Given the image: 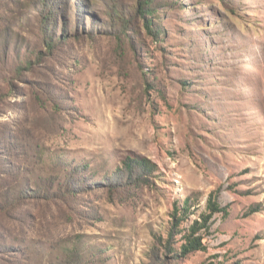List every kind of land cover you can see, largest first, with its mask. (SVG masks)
I'll return each mask as SVG.
<instances>
[{
	"label": "rangeland",
	"instance_id": "obj_1",
	"mask_svg": "<svg viewBox=\"0 0 264 264\" xmlns=\"http://www.w3.org/2000/svg\"><path fill=\"white\" fill-rule=\"evenodd\" d=\"M141 1L0 0V264H264V0Z\"/></svg>",
	"mask_w": 264,
	"mask_h": 264
},
{
	"label": "trees",
	"instance_id": "obj_2",
	"mask_svg": "<svg viewBox=\"0 0 264 264\" xmlns=\"http://www.w3.org/2000/svg\"><path fill=\"white\" fill-rule=\"evenodd\" d=\"M149 2H152V0H142L140 2V5H139V9L138 11L141 12V13H146V9H144V5L143 4H147ZM115 10H117L115 8ZM148 10V9H147ZM50 16H52L51 14H47V15H42V19L40 20L41 23H42V27L45 30H49V26H50V23L52 22L51 20H53ZM116 16L119 18V20L121 21V23H123L124 25L125 24H128L129 22H131V19H126L125 18H122L121 15L117 12H115V16L113 15L112 18H116ZM114 21H116L115 19H113ZM147 22H149V20L146 19ZM148 26H150V24H147ZM123 26V25H122ZM124 27V26H123ZM49 40L47 41V44L48 46H52V44L54 43V40L52 37H49L48 38ZM136 165L138 167H141L142 169H150L152 168V165L150 163H148L147 161H135ZM126 165L128 167H130V164L129 163H126ZM185 205H189L188 203H184ZM183 204V205H184ZM181 210H188V208H180ZM210 209L213 210V211H216V210H219V207H218V204L216 202H214L213 200H210ZM179 211V207L176 206L175 207V212L174 214H176L177 212ZM182 220V219H180ZM180 220H179V223H180ZM201 228V227H198L197 224H194L191 228V232L188 233V235H184L183 237V243H182V246H181V251L180 253H182L183 255H187L189 253H192L194 251H197V250H201L204 248V245H203V242H202V239L200 237H195V233L196 231ZM171 251H174V249L170 248Z\"/></svg>",
	"mask_w": 264,
	"mask_h": 264
}]
</instances>
